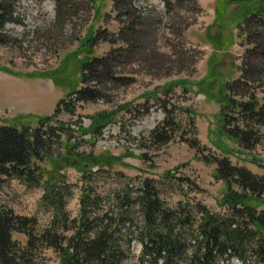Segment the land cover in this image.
<instances>
[{
  "label": "rangeland",
  "instance_id": "374dc122",
  "mask_svg": "<svg viewBox=\"0 0 264 264\" xmlns=\"http://www.w3.org/2000/svg\"><path fill=\"white\" fill-rule=\"evenodd\" d=\"M8 1L14 7L16 23L5 26L8 43L0 44V120L32 115L39 118L26 121H32V128H39L41 134L49 132L50 126L60 128L64 146H76L74 154H90L98 160L114 158L109 159L111 170L104 168L87 182L78 170L81 165L74 161L77 156L59 170L53 161L37 160L45 180L59 175L67 178L72 192L66 205L70 218L79 216L84 186L94 189L103 206L114 212H118L117 200L129 195L136 237L145 224L137 203L144 181L156 187L164 208L178 217L198 222L199 207L224 216L228 212L220 201L227 183L218 178L215 162L223 156L222 151L232 154L233 165L264 176V128L261 143L252 150L235 143L226 132L237 124L239 115L233 109L226 110L222 99L229 96L227 84L241 77L247 45L238 21L223 22L222 28L217 25L218 6L222 2V8L223 0H196L200 12L192 7L170 14L162 0H134L136 7L160 23L157 33H151L138 53L129 58L122 56L125 51L112 53L124 46L118 41L120 23L114 0ZM243 4H227L223 19L235 17ZM210 37L218 40L220 49ZM93 58H107L103 62L111 71L102 66L99 69L108 76L100 87L102 99L74 102L75 91L93 87L85 83L90 75L83 71ZM263 92H257L259 97ZM61 100L65 102L55 116ZM166 110L180 123L181 133H175L167 144L154 145L151 132L164 123L169 115ZM101 112L112 113L111 123L100 136L84 133L92 117ZM223 113L231 117L224 118ZM45 117L54 118L41 120ZM189 119L194 122L191 126L186 123ZM184 133L188 141L197 138L200 149L181 141ZM46 140L51 144L55 139L46 134ZM51 149L56 155L65 153L63 146ZM87 162L85 166L92 165L91 159ZM98 170L93 168V172ZM232 188L239 189L236 185ZM43 193L42 187L30 189L17 180H7L0 186V202L18 215L36 218L39 228L44 229L51 224L54 209L41 208ZM197 226L194 223L192 227L195 232ZM187 228L183 230L190 233ZM13 239L27 244L21 233H14ZM188 241L179 264H190L196 242ZM141 253L142 245L136 239L128 264H139ZM39 264H60L59 255L47 250Z\"/></svg>",
  "mask_w": 264,
  "mask_h": 264
},
{
  "label": "trees",
  "instance_id": "16d2710c",
  "mask_svg": "<svg viewBox=\"0 0 264 264\" xmlns=\"http://www.w3.org/2000/svg\"><path fill=\"white\" fill-rule=\"evenodd\" d=\"M162 1L168 14L187 8L191 10L192 7L197 12L201 11L196 0ZM231 2L244 4L239 6L241 10L235 17L224 20L222 14ZM221 4L218 6L217 25L222 28L223 22L238 21L237 27L245 36L247 45L241 77L227 84L229 96L222 99L227 103L226 110L233 109L239 115L237 124L226 132L235 143L252 150L261 143V130L264 128V96L259 97L257 93L264 89V0H223L222 8ZM113 8L120 23L118 41L124 46L112 53L125 51L123 57H134L141 49L142 42L151 33H157L156 25L160 20L151 18V14H144L135 6L134 0H114ZM14 15L15 10L10 2L0 0V44L8 43L5 26L16 23ZM210 40L215 41L216 48H221L217 39L210 37ZM103 60L107 58H93L85 63L83 71H88L90 78L84 81L93 87L75 91L74 102L102 99L100 87L108 76L99 69L102 66L111 72L108 63ZM237 97L239 100H236ZM64 102L60 101L55 116ZM166 112L170 113L169 110ZM111 116L112 113L108 112L98 113L92 117V124L84 133L100 136L111 123ZM223 117L231 116L223 113ZM29 118L39 119L32 115H19L13 120H0V186L7 180H17L30 189L42 187L41 208L44 207L46 211L53 208L54 218L49 226L40 229L36 218L18 215L11 207L0 202V264H39L47 250L59 255L60 264H128L133 257L132 246L136 239L142 245L139 264H179L188 249V240L196 242L190 264H214L233 257L243 262L251 258L253 264H264V210L260 209L264 206V176L254 174L246 167L233 165L230 159L232 154L222 151L223 156L215 160L218 178L227 183V191L220 201V206L228 212L226 215L214 214L199 207L201 218L198 222L196 218L178 217L175 212L164 208L156 187L144 181L137 203L145 224L135 237L136 225L130 214L129 195L117 200L118 212H114L103 206L94 189L89 190L84 186L79 216L70 218L66 205L72 192L67 178L59 175L45 180L41 168L37 167V160L44 159L53 161L59 170L77 156L74 161L76 165H81L78 170L87 182L104 168L111 170L109 159L114 161V158L105 156V160H98L92 159L90 154H74L76 146H64L60 128L50 126L49 132L41 134L39 128L31 127L32 121L26 122ZM174 119L173 115H167L164 123L151 132L150 141L154 145L167 144L175 138V133H181L180 123ZM186 123L191 126L194 122L189 119ZM46 134L49 137L52 134L54 143L46 140ZM180 140L187 142L191 148L200 149L197 138L188 141L184 133ZM54 145L59 148L63 146L65 153L56 155L51 149ZM89 159L92 165L85 166ZM94 167L99 170L93 172ZM233 185L239 189H233ZM128 188L131 191V187ZM194 223H198V232L192 228ZM185 226L190 228V233L183 230ZM14 233L25 235L27 244L22 245L13 239Z\"/></svg>",
  "mask_w": 264,
  "mask_h": 264
},
{
  "label": "bare ground",
  "instance_id": "6f19581e",
  "mask_svg": "<svg viewBox=\"0 0 264 264\" xmlns=\"http://www.w3.org/2000/svg\"><path fill=\"white\" fill-rule=\"evenodd\" d=\"M240 262V261H239Z\"/></svg>",
  "mask_w": 264,
  "mask_h": 264
}]
</instances>
